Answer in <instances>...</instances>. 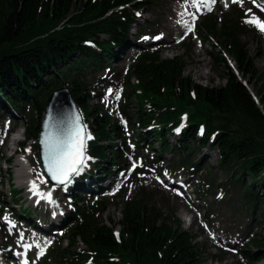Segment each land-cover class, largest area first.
<instances>
[{
	"label": "trees",
	"instance_id": "trees-1",
	"mask_svg": "<svg viewBox=\"0 0 264 264\" xmlns=\"http://www.w3.org/2000/svg\"><path fill=\"white\" fill-rule=\"evenodd\" d=\"M136 3L0 0V107L26 112L23 125L28 142L37 139L46 99L66 85L92 132L91 166L100 168L103 162L118 158L120 137L110 120L91 106L95 98L88 81L108 67L115 50L126 44ZM197 31L222 40L224 45L210 55L226 84H194L183 76L181 56L162 59L158 53H142L132 65L135 84L127 100H134L136 116L127 110L125 115L134 123L129 128L133 140L137 136L151 140L181 167L197 166L191 158L196 147L216 150L219 168L231 178L229 185L252 211L249 228L256 224L263 230L264 83L256 95L247 85L254 68L244 52L237 22L209 17ZM224 53L238 71L223 58ZM182 120L184 128L173 148L166 137L173 136ZM11 192L17 198V192ZM69 199L73 201L74 196ZM149 200V194L141 192L122 201L121 219L108 224L101 220L105 201L82 204L72 214L68 234L54 243L42 264H202L195 240L181 228L175 213L166 204L157 207ZM117 226L118 237L114 234ZM80 243L84 250H77ZM252 246L263 260L264 236L254 238Z\"/></svg>",
	"mask_w": 264,
	"mask_h": 264
},
{
	"label": "rangeland",
	"instance_id": "rangeland-1",
	"mask_svg": "<svg viewBox=\"0 0 264 264\" xmlns=\"http://www.w3.org/2000/svg\"><path fill=\"white\" fill-rule=\"evenodd\" d=\"M184 1L138 0L139 5L136 3L137 7L133 10L134 15H132L135 24L127 32L126 42L128 43L116 49L117 57L112 61L108 70L103 69L101 73H96L94 78L88 81V84L91 85L89 90L96 98V101L90 103L91 106L97 107L98 111H101L103 116L110 120V125L115 128L116 134L120 137V141H117L120 157H114L111 161L102 163V167L92 172L93 176L89 173L87 179H82L83 176H78L77 179L74 177L72 181L75 180L76 187L70 189L53 187L47 183H41V180L38 179L37 183L44 185L43 191L51 192V195H55L56 192L55 197L66 207L64 223L58 228H54L51 234L46 235L36 229V223L44 218V214L41 209H35L30 201L24 198L25 190L20 189L16 184L12 168L15 160L22 157L12 158L9 168L5 167L3 163L4 160L12 156L14 149L13 145L11 149H6V144L11 139L5 131L7 125L13 128V131L20 137L24 133L21 120L25 119L26 112L21 110L6 112L0 108V252L2 254L4 253L8 257L16 254L17 245L22 243L21 234L25 243L31 240L36 245L43 240L47 245V242L56 241L61 234L67 233L70 229L72 225L71 213L75 212L77 207L90 201L104 200L107 205L101 220L107 224L109 220L118 223L121 219L120 203L141 192H147L151 205L159 207L161 204H167L169 209L175 212L181 228L189 232L195 240L201 254L202 264H264V259L259 258V250L252 246L254 238H260V235L264 236V229L260 230L256 224L248 228L250 225L249 216L252 211L245 205L239 191L229 185L231 178L219 168V156L216 150L211 151L205 147L197 149L196 147L191 158L197 167L185 166L182 168L180 163L174 164L169 154H163L157 144L152 145L151 141L146 138H144L145 140L143 137L138 138L137 147L132 148L134 140H132L129 126L134 123H132V118L130 116L128 118L125 114L128 110L136 116V104L133 99L128 101L127 95L131 90L130 87L135 84L132 65L141 52L156 51L162 59L181 56L182 64H185L183 76L191 77L194 84L204 87H221L226 84V79L218 76L224 75L222 72L216 71L210 55L212 50L219 51V48L224 45L218 36L211 37L202 33L200 36L195 34L184 39L186 27L183 22L184 25L179 33L172 35L171 39L174 40L175 45L166 44L167 51L160 49L155 44L148 45L153 40H157L158 36L155 30L158 28L161 30L167 25L173 24L169 20L175 16L174 10L183 12ZM225 4L226 0H216V3L211 6V11H207L202 5L201 11L190 14L192 16L189 19L195 21L196 25L209 16L219 22L225 20L237 22L244 52L254 68L252 76L247 78V85L256 95L259 84L264 83V48L258 43V36L249 31L252 24L247 23L246 20L253 16L260 18L259 15L263 14L264 16V11H261L260 8L258 11V7L255 8L256 4L253 1L242 5L234 3L230 5L229 2L227 7ZM141 7L143 9L139 10ZM194 16L195 19H193ZM160 30L159 33L162 34ZM163 38H165L164 34ZM200 45L202 48H199ZM187 51H189L188 57ZM222 56L231 62L223 54ZM97 85L104 88V95L95 93ZM109 90L112 94H109ZM126 106L127 108H125ZM125 117L127 118L125 119ZM166 138L174 148L175 139L170 136ZM2 139L5 141L4 145ZM29 147L28 160L32 164L35 178L42 176L45 180L39 169L35 150L29 145L25 149ZM86 164L88 166L86 165L83 175L87 174L90 169L89 163ZM134 165H136L137 172L132 174L131 170ZM96 175H100L103 179H113V182L111 184L109 182V187L105 192L98 195L89 194L86 192V183ZM8 176L13 181L14 189L20 194L16 198L18 201L16 205L4 208L2 207L3 202L9 204L13 202L7 188ZM245 180L248 183L252 182L248 178ZM176 181H184L183 185L179 182L181 188L176 187L177 189H175V186L170 185ZM119 188L120 192L113 197ZM71 194L74 195V202L68 200ZM19 206L22 207V210L28 209L29 216H22ZM17 219L20 221L18 224L16 223ZM118 230L117 227L116 231ZM38 248L41 250V247ZM39 253L35 247L31 254L35 263L40 257Z\"/></svg>",
	"mask_w": 264,
	"mask_h": 264
},
{
	"label": "bare ground",
	"instance_id": "bare-ground-1",
	"mask_svg": "<svg viewBox=\"0 0 264 264\" xmlns=\"http://www.w3.org/2000/svg\"><path fill=\"white\" fill-rule=\"evenodd\" d=\"M248 1L249 0H243V3L247 4ZM258 1L262 2L264 0H258ZM184 2L185 3H183V5H182V7L184 8V9H182L183 12H181V10H174L173 11L175 16L170 18V20H169L173 24L169 25V26L167 25L166 27H164V29L160 30V28H158L157 30H155L156 35L159 37V39L153 40V42H151L148 45L155 44L160 49H162L164 51H167L166 44H168L169 46L175 45L174 40L171 39L172 35L174 33H179V30L184 25L183 21L185 23L188 20V18H190V16H192L190 14L197 12V7L193 6L192 0H185ZM229 2L231 3L230 5L233 4L231 2V0H227V3H229ZM213 5H211V6H213ZM201 7H202V5H200L199 11H201ZM259 17L261 20H264L263 14L259 15ZM250 29L251 30H249V31H251L252 33H254L258 36V43H260L262 45V48H264V32H261L260 30H258V28L253 24H252V27ZM159 30L162 32V34L159 33ZM163 34H164L165 38H163ZM199 48H202V46L200 45ZM188 55H189V51H187V57H188ZM185 68H186V66H185ZM218 76L220 77V75H218ZM97 86H96L95 93L100 94V95H104L105 94L104 88L99 86V85H97ZM22 140H23L22 135L20 137H18V134H15L13 136V138L10 139V142H8L6 144V149L7 150H9V148L11 149L12 145L18 146ZM2 144L3 145L5 144L4 139H2ZM28 155H30V147L28 149H25L24 152H22V155H21L22 158L15 160L14 167L15 166H22L23 160H25L27 170L29 169L28 174H29L31 180L29 179L28 175L25 173L24 170H21V171L15 170L13 167L12 171L15 173L14 176H15L17 186L20 189L25 190V197L24 198L26 200H29L30 204L33 205L35 207V209H41L43 214H44V218L42 220H39L36 223V229L39 230L41 233L48 235V234H51L53 232L54 228H58L59 226H61L64 223V213H65L66 207L63 205V203H60L59 200H57V198L55 197L56 192H55V195L54 194L51 195V201H49L47 198V195H46L47 193L45 191H43L45 189L43 184H38V186H39V190L41 193H44V194L46 193L44 196L34 195L33 192L30 190L31 186H32L31 182L33 180H35L36 183L39 181H38V178H35L34 172L32 170V164L28 160ZM86 165L88 166V164H86ZM86 165L83 167L82 173L78 175L79 177L84 174L83 172L85 170ZM78 176L76 177V179L79 178ZM109 182L111 184L113 182V179L112 180H110L108 178L103 179L100 175H96L95 177L90 179V181L86 184V192H88L89 194L98 195V194L107 190V188L109 187ZM175 184H177V182L176 183L175 182L170 183L171 186H173ZM73 187H76L75 186V180L68 183L67 186H64L63 188L70 189ZM10 257H11V255H10Z\"/></svg>",
	"mask_w": 264,
	"mask_h": 264
},
{
	"label": "snow or ice",
	"instance_id": "snow-or-ice-1",
	"mask_svg": "<svg viewBox=\"0 0 264 264\" xmlns=\"http://www.w3.org/2000/svg\"><path fill=\"white\" fill-rule=\"evenodd\" d=\"M192 2L193 6L197 7V11L200 10V5H203L207 11H211V5L216 3V0H192ZM231 2L234 4H243V0H231ZM253 2L256 4V7L260 8L261 11H264V5L256 3V0H253ZM225 6H228L227 0ZM249 12H251V10H249ZM193 19H195V16ZM246 22L255 25L258 30L264 32V20L253 16L251 19L246 20ZM188 30H192L191 26H189ZM157 39H159V37H157ZM109 94H112L111 90H109ZM118 98L119 97L117 96V99ZM45 128L46 132L42 140L45 168L51 178L58 184L70 183L73 176L78 175L83 171L85 162L88 159L86 156L87 141L91 140L92 137L86 132L85 127L80 123L79 115L74 117L70 127L56 128L53 124H46ZM177 131H179V129H177ZM135 166L136 165L133 167L135 168ZM38 179L41 180V183H47L46 180H43L42 176H38ZM31 185L30 190L34 195H45L40 192L36 181H32ZM46 195L48 200L51 201V192H48ZM23 239L24 237L21 234L20 240L23 241ZM30 247L32 246H25L26 249ZM43 254L44 250L41 249L39 255ZM23 264H28V261L25 260Z\"/></svg>",
	"mask_w": 264,
	"mask_h": 264
},
{
	"label": "water",
	"instance_id": "water-1",
	"mask_svg": "<svg viewBox=\"0 0 264 264\" xmlns=\"http://www.w3.org/2000/svg\"><path fill=\"white\" fill-rule=\"evenodd\" d=\"M76 115H79L80 123L85 127L83 118L70 89L62 87L52 92L44 106L43 119L39 129L37 151L42 173L47 178L48 183L53 186L63 187L66 184H58L51 178L45 168V156L42 144L46 132L45 125L53 124L56 128H67L71 126Z\"/></svg>",
	"mask_w": 264,
	"mask_h": 264
}]
</instances>
